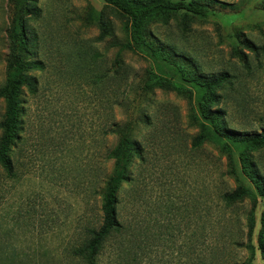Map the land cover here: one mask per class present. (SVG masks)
<instances>
[{
	"label": "rangeland",
	"instance_id": "rangeland-1",
	"mask_svg": "<svg viewBox=\"0 0 264 264\" xmlns=\"http://www.w3.org/2000/svg\"><path fill=\"white\" fill-rule=\"evenodd\" d=\"M201 1L205 16L178 11L151 18L148 38L163 50L160 57L183 55L195 74L227 72L228 82L217 89L222 98L211 107L223 109L221 120L236 132L258 131L264 0ZM29 6V57L41 68L30 72L35 89L23 87L20 140L10 155L14 175L0 169V257L61 264L101 222L99 191L117 141L110 123L141 117L137 181L121 208L133 243L129 231L110 237L98 264H264V193L240 172L234 150L238 176L252 192L232 203L221 199L238 182L215 143L192 145L201 126L189 83L167 68L180 89L169 83L143 90L157 65L120 48L127 18L103 0H30ZM9 10L0 0L1 85ZM4 105L1 99L0 115ZM249 155L264 187V147Z\"/></svg>",
	"mask_w": 264,
	"mask_h": 264
},
{
	"label": "trees",
	"instance_id": "trees-1",
	"mask_svg": "<svg viewBox=\"0 0 264 264\" xmlns=\"http://www.w3.org/2000/svg\"><path fill=\"white\" fill-rule=\"evenodd\" d=\"M30 0H7L9 10V23L5 29L6 54L5 81L0 84V100H4V110L0 115V169L7 175H14L11 153L17 140H20L19 130L22 127L23 115V87L34 90L35 77L30 73L33 69H40V61L32 60L28 50L29 35L26 30V16L30 15ZM114 7L127 18L126 38L120 44L123 50L139 52L150 58L157 65L158 72L148 71L142 89L165 87L169 83L175 89L178 82H170L167 68H172L174 73L185 82L189 83L193 99L194 117L201 126L200 132L193 138L192 145L199 146L202 142L210 141L217 145L221 154H226V173L238 182L233 191L221 193L224 202L232 203L246 194L251 193L239 178L238 170L233 161V151L238 152L240 172L252 184L264 193L261 179L258 176L249 152L264 147V127L258 131L236 132L228 127L221 118L224 111L221 108H212L211 104L217 102L222 95L217 91L224 83L228 82L227 72H218L209 77L192 72L187 59L183 55L174 58L161 56L162 49L155 48L149 40L145 26L151 18H165L169 13L184 11L194 15L205 16L207 4L201 0H103ZM253 49L251 43L246 44ZM159 58V61H157ZM172 59V61H171ZM164 61H167L165 63ZM149 116H145V119ZM139 122L144 119L127 120L126 122L110 123V132L117 135L115 145L108 151L107 157L112 161V168L104 180L100 194L101 222L98 227L88 229L85 238L72 246L61 259V264H98V260L106 241L112 236H120L130 232V242L133 243L131 225L124 218L121 208L124 195L134 194L137 181L135 158L142 157L140 142L135 138V131ZM133 191V192H132ZM122 245V244H121ZM129 246L131 244L129 243ZM132 247V246H131ZM0 257V264H8L11 259ZM11 264H42L41 262L27 260Z\"/></svg>",
	"mask_w": 264,
	"mask_h": 264
}]
</instances>
